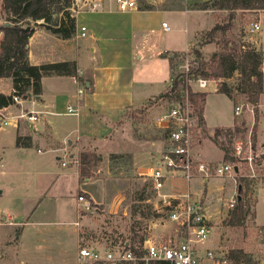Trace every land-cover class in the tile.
I'll list each match as a JSON object with an SVG mask.
<instances>
[{
	"label": "crops",
	"instance_id": "obj_1",
	"mask_svg": "<svg viewBox=\"0 0 264 264\" xmlns=\"http://www.w3.org/2000/svg\"><path fill=\"white\" fill-rule=\"evenodd\" d=\"M206 1L209 0H137L135 10L122 12L115 0H76L71 9L75 12V6L79 7L75 15L77 33L74 38L64 40L44 27H34L28 44L30 63L41 65L75 62L78 74L76 77L46 76L42 79L41 96L21 98L20 103L1 110L3 121L0 127V172H6L3 170L6 163L2 162L1 157L6 148L14 146L28 150L38 143L36 152L42 157L37 167L49 179L45 192L49 193L50 199L59 196L68 217L76 213L77 219L73 225L75 228L64 231L71 234L72 243L86 241L77 235L81 227L88 226V217L85 215L86 211H82L79 196H84L93 205H104L103 209H97L98 213L114 214L118 213L126 198H131V202L134 200L131 188L136 184L135 175L149 179L145 173L147 169H143L140 164L154 156L153 147L157 143L163 150L165 138L159 140L157 130H148L142 116L149 114L157 104L145 114L137 113V117H129L128 114L143 108L149 99L167 91L171 81L166 86L157 77L143 78L140 72L135 74L136 62L143 60L146 65L155 69L162 67L164 71L165 63L160 59L165 57L164 53L167 51L171 53L167 56L171 75L170 58L176 53L187 54L199 33L212 29L222 21L223 16L220 18L219 15L226 12L224 10L193 9L194 4ZM93 4L100 5L93 9ZM207 15L214 16L209 29L204 27L207 24ZM168 21L172 28L169 26L170 30L166 31L163 23ZM82 26L87 28L85 38L78 35ZM156 32L169 34L164 40L155 41ZM155 85L158 86L155 88ZM162 85L165 88L159 91ZM82 89L83 92H79ZM156 90L159 93H154ZM0 92H13L11 80H0ZM201 92L208 94V90ZM68 106L76 108L77 113L68 114ZM263 107L264 104L259 103L254 109ZM27 112L38 114V119L30 122L21 118V114ZM203 117L205 118L204 112ZM235 119L234 114V122ZM204 125L206 127V121ZM157 128L160 129L158 126ZM151 131L153 136L149 139ZM66 146L72 154L95 155L97 163L100 162V154L106 150L110 153L108 162L112 163L111 168L127 171V177L95 180L92 177L82 178L79 168L62 166L60 156ZM253 146L256 150H261L258 140L254 141ZM47 152L52 154L48 155ZM122 184L130 190V194L122 191L119 187ZM235 194L237 192L234 190L232 197ZM157 198L160 204L161 200L158 196ZM143 200L152 202L153 198L146 197ZM129 207L128 204L125 212ZM25 222L26 218L20 215L14 221L10 217L9 224L17 226L24 225ZM262 228L264 231V226ZM149 241L154 239L148 237L144 244L147 245ZM66 243L63 241V248ZM19 264L24 263L21 261Z\"/></svg>",
	"mask_w": 264,
	"mask_h": 264
},
{
	"label": "rangeland",
	"instance_id": "obj_2",
	"mask_svg": "<svg viewBox=\"0 0 264 264\" xmlns=\"http://www.w3.org/2000/svg\"><path fill=\"white\" fill-rule=\"evenodd\" d=\"M2 1L0 0V26L5 19L1 11ZM75 8L77 11L79 10V7L75 6ZM77 11L72 12L76 15ZM220 14V18L223 16L222 20H224L228 13ZM235 14L234 25L231 32L227 34V38L237 45L242 42L254 45L264 54V27L255 34L249 32L252 22L262 23L264 21V11L237 12ZM213 17V15H207L205 18L207 24L204 27L206 29L210 28ZM86 23L88 22L86 21ZM167 24L172 28L171 22L168 21ZM30 27L39 26L31 22ZM167 34L156 32L154 40H164ZM218 50L219 48L214 43L207 45L204 48L205 59L209 61ZM169 54L171 53L166 51L165 57L160 59L165 63L164 71L162 67L155 69L151 65H146L142 60L136 62L137 67L134 73L140 72L143 78L157 77L159 82L166 86L169 85L171 81L169 58L167 57ZM181 71L182 66L175 68L176 75ZM228 84H237V79L229 80ZM217 85L218 82L215 81L208 84L204 109V121H206L208 130L198 118L200 130L195 131L194 140H199L201 144L194 143V153L205 160L235 162L234 144L237 141L247 142L248 139H251L253 144L255 140L256 142L258 140L260 149L264 151V107L263 109L255 108L253 114L248 111L247 107H252V104L244 95L235 92V101H232L227 96L217 93ZM157 86L155 85V88ZM190 86L193 92H201L195 81H191ZM164 88L162 85L159 91ZM149 89L152 90V87ZM159 91L156 90L154 93H159ZM259 103L264 104V94L260 97ZM240 104L244 105V112L234 122V106ZM174 105L173 100H162L149 114L142 116V119L147 123L148 130H157L159 140L164 139V132L157 128V119ZM137 113L139 114V110L131 111L128 116L137 117ZM222 126L232 127L222 128ZM121 129L122 127H120ZM152 131L148 135L149 139L153 136ZM37 144L33 149L28 150L10 146L1 153L2 162L6 163L3 170L6 172H0V192L2 191L0 193V264H19L21 261L24 264H93L78 261L80 247L85 246L106 252L123 247L122 245L126 241L136 247L141 244L144 247L145 242L141 241L142 238L152 237L154 241L169 242L171 239L175 240L178 236H182L181 233H175L177 225L169 220L166 209L161 203L159 204L157 192L151 185L152 180L135 175L134 183L136 182V184L131 188L134 200L131 202V198H126L123 206L119 207L118 213L114 214L98 213L99 205L94 204L92 210L85 214L88 217V226L81 227L77 234L79 237L85 238L86 241L72 243L71 234L64 231L75 228L73 225L77 219L76 213L68 217L61 206L59 196L50 199L49 193L45 192L49 179L37 167L42 157L36 152ZM222 144L228 149L227 159ZM153 150L154 156L140 164L143 169L156 167L161 159L162 150L159 143L153 147ZM49 154L52 153L49 152ZM109 156L110 153L108 154L105 150L103 154H100V158L98 157L100 162L97 163L96 159L93 160L90 165V174L93 180L127 177V171L111 168L112 163L108 162ZM237 183L243 184L242 195L246 203L247 215L241 227H229L225 220L229 219L230 211L233 208L230 209L228 204L234 190L239 195L238 184L228 177H212L207 184H203L200 179L191 181L192 194L196 198H204V207L211 220L210 245L207 242L201 248L208 246L214 250L215 254L222 257H226L230 250L243 249L246 254L245 258L250 264H264V239L260 232L264 226V169L257 171V177H246L243 180H238ZM119 187L122 188V191L130 194V190L126 189L123 184ZM186 187L184 180L170 177L161 192L166 194L173 193L175 190L184 192ZM146 197L153 198V201L143 200ZM128 204L130 205L129 210L127 209L125 212ZM100 207L103 209L104 205ZM35 209L36 212H34ZM20 215L26 218L24 225L9 224L10 217L14 221ZM3 217L6 219L3 220ZM23 229L25 230L22 234ZM84 230L87 231L84 233ZM63 241L67 242L64 248Z\"/></svg>",
	"mask_w": 264,
	"mask_h": 264
},
{
	"label": "trees",
	"instance_id": "obj_3",
	"mask_svg": "<svg viewBox=\"0 0 264 264\" xmlns=\"http://www.w3.org/2000/svg\"><path fill=\"white\" fill-rule=\"evenodd\" d=\"M74 0H3L1 11L5 16L0 26V80L9 79L12 82L13 92H0V127L3 121L2 109L14 105V96L39 97L42 94V79L46 76H73L78 74L75 62H57L41 65H32L29 61V39L32 31L23 28L34 25L44 27L57 37L68 40L76 36V17L72 12ZM197 10H224L228 14L225 19L212 29L199 33L194 46L188 54L176 53L170 58L171 85L167 91L149 99L146 105L139 109L140 113L148 110L162 100H173L176 103L184 100L186 94L200 122L205 124L203 112L206 104V92H193L191 81L206 79L217 81V92L235 101L234 93L244 95L248 102L255 107L264 94V54L256 46L242 42L236 44L227 34L231 32L235 13L259 12L264 10V0H209L201 4H194ZM41 22V23H39ZM216 44L219 48L208 60L204 56V48L209 44ZM189 59V71L175 74V68ZM231 79H237V84H228ZM236 130H239L236 128ZM166 138V132H164ZM225 158H228V149L222 144ZM93 154L81 155L80 176L91 177L90 165ZM236 160V158H235ZM243 180V178L241 179ZM239 195L235 207L230 211L229 219L225 223L229 227H241L247 215L246 203L242 195L243 184L239 183ZM240 196V198H239ZM93 205V204H92ZM101 209L100 206L97 207ZM264 239V231L261 229ZM145 238H142L144 243ZM126 250L137 251L142 248L133 244L122 245ZM243 249L230 250L226 255L229 264H250L246 260ZM101 264V263H93Z\"/></svg>",
	"mask_w": 264,
	"mask_h": 264
},
{
	"label": "built area",
	"instance_id": "obj_4",
	"mask_svg": "<svg viewBox=\"0 0 264 264\" xmlns=\"http://www.w3.org/2000/svg\"><path fill=\"white\" fill-rule=\"evenodd\" d=\"M120 11L127 12L137 8L136 0H115ZM100 4H93L97 8ZM264 11V10H262ZM264 27V21L252 22L250 33H256ZM166 31L170 30L167 23H163ZM1 35V32H0ZM79 37L87 36V28L82 26ZM190 50L187 51V54ZM189 71V59L182 65V72ZM210 80L196 81L199 90H207ZM79 92H83L79 90ZM15 103H20V97H13ZM248 111L254 112V106H247ZM77 109L68 106V114H76ZM244 112V105L235 107V117ZM21 118L34 122L38 114L34 112L22 113ZM157 126L166 132L165 147L161 159L156 167H149L145 173L152 180V188L157 192L162 206L166 209L169 220L177 225L175 233H181L175 240L169 242L149 241L147 245L136 252L126 250L124 247L102 252L97 249L81 247L79 259L82 262L101 264H229L225 257L217 255L208 246L201 248L210 239L211 220L207 216L203 198H196L191 192L190 183L200 179L205 184L212 177H228L238 184L242 178H255L257 171L264 169V151L256 150L251 139L247 142L237 141L234 144L233 156L235 162H214L205 160L194 153V140L196 130H200L198 116L186 94L184 100L176 103L172 108L162 113L157 119ZM62 166H75L80 168V154H72L66 146L60 156ZM244 171L246 172L244 174ZM180 178L186 184L184 192L175 190L166 194L161 191L170 178ZM239 185V184H238ZM238 200L235 194L229 201L228 207L234 208ZM82 211H91L92 202L84 196H79Z\"/></svg>",
	"mask_w": 264,
	"mask_h": 264
},
{
	"label": "water",
	"instance_id": "obj_5",
	"mask_svg": "<svg viewBox=\"0 0 264 264\" xmlns=\"http://www.w3.org/2000/svg\"><path fill=\"white\" fill-rule=\"evenodd\" d=\"M24 31H33L34 30V27H26V28H23ZM27 97H24V99H26ZM240 198V196H239Z\"/></svg>",
	"mask_w": 264,
	"mask_h": 264
}]
</instances>
